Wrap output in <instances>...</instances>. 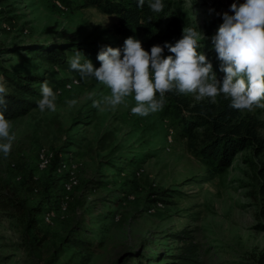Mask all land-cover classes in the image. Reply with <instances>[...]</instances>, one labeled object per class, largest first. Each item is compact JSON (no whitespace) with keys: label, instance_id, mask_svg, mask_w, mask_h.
I'll return each instance as SVG.
<instances>
[{"label":"rangeland","instance_id":"obj_1","mask_svg":"<svg viewBox=\"0 0 264 264\" xmlns=\"http://www.w3.org/2000/svg\"><path fill=\"white\" fill-rule=\"evenodd\" d=\"M56 1L0 0V21L11 26L0 28V77L8 91L12 86L4 70L45 76L54 92L66 80L80 79L74 89L57 93L55 112L37 107L8 119L16 140L7 158L0 152V182L31 204L42 199L44 186L50 184L52 201L45 205L55 210V218L51 223L41 221L38 233L32 231L37 237L27 244L14 222L0 216V264H136L129 256L135 252L149 256V264H167L160 256L177 252L181 243L175 234L183 231L200 244V264H264V201L257 193L264 157L247 148L229 167L210 171L190 149L184 131L175 127V114L166 106L145 117L133 115L135 101L129 96L115 108H94L93 99L110 94L106 86L95 78L81 80L69 65L34 60L25 48L88 40L108 42L122 51L125 39H138V34L118 33L116 14L80 0H58L62 6ZM233 2L244 0H170L160 26L178 28L171 44L182 37L184 27L201 31L206 39L199 42L198 51L207 56L220 80L224 73L211 37L223 23V13L233 14ZM173 17L178 21L169 23ZM16 49L20 53L12 51ZM92 63L100 65L98 60ZM72 99L77 104L69 107L66 101ZM243 112L264 124V109ZM43 147L82 162L79 184L64 212L57 200L66 174L53 164L37 169L38 150ZM124 158L133 160L123 165ZM17 173L23 182L16 180ZM33 184L40 187L39 194L32 192ZM71 232L95 245L90 260H82L78 248L62 245Z\"/></svg>","mask_w":264,"mask_h":264},{"label":"clouds","instance_id":"obj_2","mask_svg":"<svg viewBox=\"0 0 264 264\" xmlns=\"http://www.w3.org/2000/svg\"><path fill=\"white\" fill-rule=\"evenodd\" d=\"M144 3L145 0H138V7ZM148 7L153 13H160L164 4L162 0H149ZM230 12L233 14L223 13V23L211 37L212 48L220 61L219 70L224 73L222 80L217 78L207 56L198 51L199 42L206 37L192 27H184L182 37L175 44L153 45L150 52L134 37L125 39L122 51L111 46L102 48L97 55L98 68L76 51L69 59L70 69L81 80L95 78L110 90L109 95L93 99L92 106L97 109L102 105L115 108L132 96L135 101L132 114L145 117L162 110L165 94L171 92L192 94L197 101L207 98L212 103L222 95L230 100L231 108L239 111L264 109V0L233 2ZM165 48L173 55L165 57ZM40 92L39 111L55 112L57 93L46 81L41 84ZM7 94L4 79L0 77V152L5 158L16 140L12 124L4 115ZM66 103L73 107L77 100Z\"/></svg>","mask_w":264,"mask_h":264},{"label":"trees","instance_id":"obj_3","mask_svg":"<svg viewBox=\"0 0 264 264\" xmlns=\"http://www.w3.org/2000/svg\"><path fill=\"white\" fill-rule=\"evenodd\" d=\"M63 1L69 3L71 0ZM80 1L104 13L116 14L118 16L117 32L120 34L136 32L143 48L149 52L153 45L171 44L174 33L178 29L177 27L171 28L169 24L164 29L160 28L169 9L170 0H162L164 9L160 13H153L150 10L149 0H145L143 7H138V0ZM176 21H178L176 17H173L169 23L173 24ZM107 46H110L108 42L93 43L85 40L82 43L66 41L62 44L54 43L43 47H27L25 50L31 53L34 60L57 66H68L70 54L80 51L93 62L97 61L99 51ZM12 51L20 53V49ZM163 55L167 57L173 54L165 48ZM4 71L6 80L12 86V90H9L5 97L7 108L4 115L7 119H17L37 108V101L42 98L38 85L47 82L48 79L34 72L19 76L9 74L7 70ZM47 83L50 86V82ZM164 100L166 109L172 110L175 114L177 119L175 127H180L184 131L190 149L207 164L210 171L219 172L229 167L236 154L247 148H252L254 156L264 157L263 122L256 117L244 114L243 111L231 108L230 100L222 95L216 98L215 103L210 100L196 101L189 95H177L174 92L166 93ZM59 160L60 153H55L51 162L55 170ZM132 160L124 158L123 165H128ZM262 162L263 164H260L258 168L257 193L264 201V160ZM111 164L116 167L114 163ZM17 175L21 174L17 173L15 178ZM17 181L23 182V176L21 175V179ZM31 189L35 194L41 191L36 184H33ZM50 191L51 185L46 184L42 199L31 204L26 198L19 196L9 184L0 182V216L14 222L13 224L21 231L22 239L26 241L24 243L31 244L37 237L36 234H32V231L38 233V225L41 221L45 222L43 215L46 210L51 209L45 205L46 201H52L49 198ZM60 197L57 200L59 203ZM123 198L126 199V197ZM175 237L181 246L177 252L169 256L161 255V260L166 259L167 264H200V244L195 241L194 237L185 231L176 233ZM62 245L78 248L82 260H90L95 246L86 240H81L73 232L65 238ZM129 256L135 259L136 264H149L151 261L149 256H145L142 252L130 253ZM123 261L128 263L129 260ZM62 264H70V262L65 261Z\"/></svg>","mask_w":264,"mask_h":264},{"label":"built area","instance_id":"obj_4","mask_svg":"<svg viewBox=\"0 0 264 264\" xmlns=\"http://www.w3.org/2000/svg\"><path fill=\"white\" fill-rule=\"evenodd\" d=\"M56 3L62 6L58 0L56 1ZM0 9H2L1 5H0ZM0 28L10 29L11 26L7 22L2 23L0 21ZM78 85H80V79L78 77H72L66 80L60 86H58L56 88V93L61 94L64 91L72 90ZM157 98H159V94H157ZM171 131L173 132V129ZM171 140H172V135L169 136V141ZM53 157L54 154L50 152L47 148L45 147L40 148L37 154V162H36L37 169L45 170L49 168ZM81 166H82L81 160L73 157H66L63 154H60V160L57 165V170L63 171L66 174V177L63 179V194L60 197V203H59L60 210L63 212L68 208L72 191L79 184L77 171L79 168H81ZM12 167H15L14 163H12ZM16 179L20 180L21 175H17ZM43 216H44V221L46 223H51L55 218V210L54 209L46 210ZM116 217L118 218V216Z\"/></svg>","mask_w":264,"mask_h":264}]
</instances>
